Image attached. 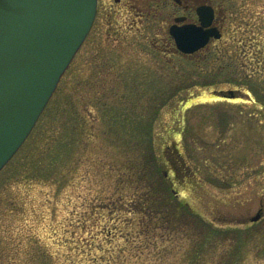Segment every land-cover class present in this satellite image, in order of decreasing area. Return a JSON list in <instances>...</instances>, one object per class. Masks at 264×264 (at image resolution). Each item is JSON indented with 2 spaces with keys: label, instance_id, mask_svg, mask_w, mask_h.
<instances>
[{
  "label": "rangeland",
  "instance_id": "374dc122",
  "mask_svg": "<svg viewBox=\"0 0 264 264\" xmlns=\"http://www.w3.org/2000/svg\"><path fill=\"white\" fill-rule=\"evenodd\" d=\"M213 1L223 36L196 60L173 0L98 1L58 85L81 133L47 174L32 138L0 171V264H264V0Z\"/></svg>",
  "mask_w": 264,
  "mask_h": 264
},
{
  "label": "water",
  "instance_id": "95a60500",
  "mask_svg": "<svg viewBox=\"0 0 264 264\" xmlns=\"http://www.w3.org/2000/svg\"><path fill=\"white\" fill-rule=\"evenodd\" d=\"M97 2L0 0V170L31 133L89 33ZM199 14L202 26L170 28L185 53L203 47L211 36H221L209 27L213 8L201 7ZM261 216L259 211L251 220Z\"/></svg>",
  "mask_w": 264,
  "mask_h": 264
},
{
  "label": "trees",
  "instance_id": "16d2710c",
  "mask_svg": "<svg viewBox=\"0 0 264 264\" xmlns=\"http://www.w3.org/2000/svg\"><path fill=\"white\" fill-rule=\"evenodd\" d=\"M114 116L117 118H121L122 113H116L114 114ZM44 119L45 122L43 124V127H40L39 123L42 122ZM81 120L82 113L80 112L78 107H76L72 94H70L69 92H65L63 86H58L52 99L50 100L44 112L42 113L38 124L34 127L33 131L25 141L24 145L20 148V151L25 146V144L32 138L35 142L29 144V149L24 156L28 158L27 161H32L34 163V168H36L37 170H41L43 173L47 174L48 167L45 166L46 159H48V157L50 156H56V151H59L61 146L66 142L75 140L77 135L81 133ZM151 127L152 121H147L145 123L143 122L142 124H140L139 129H142L145 134H149V130ZM39 142L43 143L38 145ZM34 147L35 152L32 155L28 154ZM151 155V157L146 155L144 158L146 160L151 159L150 162H152V164H149L152 167L158 166V156L156 155L153 149L151 151ZM8 165H11V163L7 164V166ZM21 165L22 163L20 164V166ZM164 175L165 176H163V180L165 183V187L167 188L166 180L169 175L168 173ZM172 190L176 193L177 198L180 197L179 192L176 189L173 188ZM208 228L212 234L216 232L223 234V232L217 229L216 227H212L209 225Z\"/></svg>",
  "mask_w": 264,
  "mask_h": 264
},
{
  "label": "flooded vegetation",
  "instance_id": "af4514ba",
  "mask_svg": "<svg viewBox=\"0 0 264 264\" xmlns=\"http://www.w3.org/2000/svg\"><path fill=\"white\" fill-rule=\"evenodd\" d=\"M120 0H116L118 2ZM174 4L180 9L183 10L182 14L175 15L174 21L177 17H182V20L179 21V24H185V25H196V26H202V20L201 16L199 14V9L202 6H211L213 8V18L211 19V23L209 27L216 28L217 31L221 32V37L216 38L214 36H211L209 41L206 45L203 47L188 53H182L175 44L174 38L171 36L176 51L180 52L183 56L191 59L196 60L201 58V54L209 48L210 44L216 40L222 39L223 36V25L225 22V14L222 13V6L218 3H214L213 0H173ZM204 54V53H203Z\"/></svg>",
  "mask_w": 264,
  "mask_h": 264
}]
</instances>
